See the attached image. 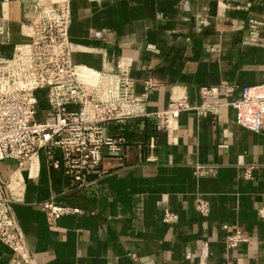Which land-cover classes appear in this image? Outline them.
Returning a JSON list of instances; mask_svg holds the SVG:
<instances>
[{
  "label": "crops",
  "instance_id": "0c3cea01",
  "mask_svg": "<svg viewBox=\"0 0 264 264\" xmlns=\"http://www.w3.org/2000/svg\"><path fill=\"white\" fill-rule=\"evenodd\" d=\"M57 1L9 0L0 41L25 43L20 25L33 6ZM71 9L73 62L129 69L149 116L107 126L126 148L105 156L82 190L52 171L44 152L22 167L0 161L32 264H264V129L239 125L232 105L241 88L264 82V0H73ZM201 88L214 91L208 112H181L157 129L155 115L172 101L201 107ZM50 200L81 214L51 226L39 207ZM235 234L246 242L229 248ZM14 259L0 242V264H24Z\"/></svg>",
  "mask_w": 264,
  "mask_h": 264
},
{
  "label": "built area",
  "instance_id": "2783aa9c",
  "mask_svg": "<svg viewBox=\"0 0 264 264\" xmlns=\"http://www.w3.org/2000/svg\"><path fill=\"white\" fill-rule=\"evenodd\" d=\"M8 1L0 0V39L8 37L4 16ZM72 1L33 6L28 22L20 25V35L27 41L13 45L10 57L0 55V161L11 160L22 167L44 152L48 167L69 179L72 189L82 190L102 172L105 156H119L126 148V139L109 136L107 126L149 114L145 98L135 95L136 82L129 69L104 73L73 62L69 37ZM8 44V40L0 41L2 46ZM234 89L223 87V92L230 94ZM241 94L232 104L235 120L246 130L258 133L264 129V82L241 88ZM213 96L212 89L201 88L203 104L195 109L185 98L172 101L166 112L155 115L157 129L168 128L181 112H208V100ZM150 147L154 148L153 139ZM57 152L59 159L54 158ZM246 177H251L249 172ZM10 189L0 181V242L15 254L14 262L32 264L10 210L11 196L5 193ZM39 207L51 226L64 215L81 214L79 209L60 206L54 200ZM197 211L207 216L208 206L199 203ZM173 218V214L164 212V223H172ZM244 242L241 234H235L226 244L236 248Z\"/></svg>",
  "mask_w": 264,
  "mask_h": 264
},
{
  "label": "trees",
  "instance_id": "16d2710c",
  "mask_svg": "<svg viewBox=\"0 0 264 264\" xmlns=\"http://www.w3.org/2000/svg\"><path fill=\"white\" fill-rule=\"evenodd\" d=\"M12 49H13V46L11 45H6V46L0 45V55L4 57H10L12 54Z\"/></svg>",
  "mask_w": 264,
  "mask_h": 264
},
{
  "label": "rangeland",
  "instance_id": "374dc122",
  "mask_svg": "<svg viewBox=\"0 0 264 264\" xmlns=\"http://www.w3.org/2000/svg\"><path fill=\"white\" fill-rule=\"evenodd\" d=\"M44 94H45V92H42V94H41V95L43 96Z\"/></svg>",
  "mask_w": 264,
  "mask_h": 264
},
{
  "label": "water",
  "instance_id": "95a60500",
  "mask_svg": "<svg viewBox=\"0 0 264 264\" xmlns=\"http://www.w3.org/2000/svg\"><path fill=\"white\" fill-rule=\"evenodd\" d=\"M0 209H1V206H0Z\"/></svg>",
  "mask_w": 264,
  "mask_h": 264
}]
</instances>
